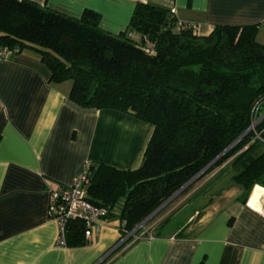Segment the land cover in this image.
I'll return each mask as SVG.
<instances>
[{
	"label": "trees",
	"instance_id": "1",
	"mask_svg": "<svg viewBox=\"0 0 264 264\" xmlns=\"http://www.w3.org/2000/svg\"><path fill=\"white\" fill-rule=\"evenodd\" d=\"M99 19L91 9L72 17L28 0H0V45L37 52L50 80H70L75 104L117 110L150 127L138 167L90 163L88 199L132 230L204 171L232 168L229 184L243 204L254 185L264 187V117L242 135L255 104L264 115L257 24L216 25L197 35L170 10L141 2L128 34L103 31ZM83 231L70 220L67 245L86 244Z\"/></svg>",
	"mask_w": 264,
	"mask_h": 264
},
{
	"label": "crops",
	"instance_id": "2",
	"mask_svg": "<svg viewBox=\"0 0 264 264\" xmlns=\"http://www.w3.org/2000/svg\"><path fill=\"white\" fill-rule=\"evenodd\" d=\"M28 1L72 17L91 9L112 35L128 34L135 5L149 3L171 10L197 35L216 25L257 24L255 38L264 44V0ZM70 86L50 80L32 49L0 59V264H264V197L259 210L238 195L201 214L194 209L167 233L148 230L149 239L122 241L121 221L109 216L86 244L55 246L49 191L71 184L86 161L138 167L150 133L126 113L75 104Z\"/></svg>",
	"mask_w": 264,
	"mask_h": 264
},
{
	"label": "built area",
	"instance_id": "3",
	"mask_svg": "<svg viewBox=\"0 0 264 264\" xmlns=\"http://www.w3.org/2000/svg\"><path fill=\"white\" fill-rule=\"evenodd\" d=\"M171 13L173 14L172 11ZM176 21L178 24L182 23L178 20ZM188 26L191 27V25ZM132 37L134 39L138 38L136 35H132ZM142 48L147 54L153 52V44L148 40H144ZM13 51L14 49L0 45V59H6ZM258 106L259 104L254 105L252 116L254 113H257ZM262 117H264V115L260 116L259 120H261ZM256 137H258V133H256ZM90 166V162H83L71 184L58 186L49 191L47 214L49 218L55 220L58 227L55 246L67 245L66 233L70 220H79L83 223V237L84 240L88 242L101 221L108 217L109 210L107 207L96 205L87 197L86 187L89 183ZM140 225H142V223L135 226L132 230H126L125 223L121 221V230L123 232L122 241L130 237L151 238L152 236L148 233V230H141L138 234H135V230L139 228Z\"/></svg>",
	"mask_w": 264,
	"mask_h": 264
},
{
	"label": "rangeland",
	"instance_id": "4",
	"mask_svg": "<svg viewBox=\"0 0 264 264\" xmlns=\"http://www.w3.org/2000/svg\"><path fill=\"white\" fill-rule=\"evenodd\" d=\"M260 116L261 114L258 113L253 114L250 123L251 131H255L260 122ZM219 169L220 167L210 172L204 171L195 177L189 185L165 202L153 216L145 222L142 221V225L135 231L154 229V232L159 230L161 233H167L179 226L186 215L191 214L194 209H198L201 214L200 211L205 208H211L220 205V203L224 204L227 201L231 202L235 196L240 194L237 189L235 190V187L229 184L233 169L225 167L218 173ZM119 205L118 201L115 209ZM166 217L167 219L164 221Z\"/></svg>",
	"mask_w": 264,
	"mask_h": 264
},
{
	"label": "bare ground",
	"instance_id": "5",
	"mask_svg": "<svg viewBox=\"0 0 264 264\" xmlns=\"http://www.w3.org/2000/svg\"><path fill=\"white\" fill-rule=\"evenodd\" d=\"M264 197V187L260 185H256L252 188L248 199H247V204L257 210L260 209V199Z\"/></svg>",
	"mask_w": 264,
	"mask_h": 264
},
{
	"label": "water",
	"instance_id": "6",
	"mask_svg": "<svg viewBox=\"0 0 264 264\" xmlns=\"http://www.w3.org/2000/svg\"><path fill=\"white\" fill-rule=\"evenodd\" d=\"M251 130V127H250V125H249V127L245 130V132L242 134V135H244L245 133H247L248 131H250ZM242 135L239 137V138H237L235 141H234V143L235 142H237L241 137H242ZM229 147H231V145L229 146ZM186 185V184H185ZM174 195H176V194H174ZM173 195V196H174ZM172 196V197H173ZM161 207V206H160ZM160 207L158 208V209H156L154 212H152L147 218H145L144 220H143V222H145L149 217H151V216H153L159 209H160Z\"/></svg>",
	"mask_w": 264,
	"mask_h": 264
}]
</instances>
